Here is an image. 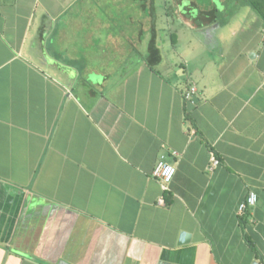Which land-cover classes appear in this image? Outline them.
<instances>
[{
	"label": "crops",
	"instance_id": "1",
	"mask_svg": "<svg viewBox=\"0 0 264 264\" xmlns=\"http://www.w3.org/2000/svg\"><path fill=\"white\" fill-rule=\"evenodd\" d=\"M165 1L0 0V264H264V20Z\"/></svg>",
	"mask_w": 264,
	"mask_h": 264
},
{
	"label": "built area",
	"instance_id": "2",
	"mask_svg": "<svg viewBox=\"0 0 264 264\" xmlns=\"http://www.w3.org/2000/svg\"><path fill=\"white\" fill-rule=\"evenodd\" d=\"M196 86L190 85L185 91H184V99L187 101H191L194 94L196 93ZM220 164V160L216 157L214 152L210 153V163L208 166V170L212 171L215 167H217ZM176 172V168L168 163L166 161L165 155H161L153 170H152V177L157 179L161 185V188L163 190L168 189L169 183L172 181L174 175ZM257 200V195L253 190H250L248 194L246 195L245 199L240 203L238 207V211L240 214H242L246 208L254 206ZM159 202L163 203L162 199L159 200Z\"/></svg>",
	"mask_w": 264,
	"mask_h": 264
},
{
	"label": "rangeland",
	"instance_id": "3",
	"mask_svg": "<svg viewBox=\"0 0 264 264\" xmlns=\"http://www.w3.org/2000/svg\"><path fill=\"white\" fill-rule=\"evenodd\" d=\"M131 1H133V0H131ZM135 1H138V0H134V2ZM163 0H157V2H158V7L160 8L161 7V2H162ZM171 1H173V0H171ZM209 0H196V2H197V7H195V10L194 11H197V8H198V6L200 7V6H203V5H206V3L208 2ZM214 2H217V0H213ZM166 2V8H165V16L164 17H162L161 16V10L159 9V25L160 26H162V24H163V22L165 23L164 24V28L165 29H167L166 31H164L163 29H162V27H160V31H159V36H160V39H159V42H161V40L162 39H165V41H166V43H167V41H168V39H169V34L170 33H176V30H177V28H180L179 27V19H180V17L179 16H177V15H175L174 13L172 14V15H170L169 14V12L171 13L172 11L170 10L172 7H174V5H173V2H170L169 0H168V2H167V0L165 1ZM183 2V5H185V4H187L188 6H190V1H188V0H183L182 1ZM167 3H170V4H167ZM172 6V7H171ZM136 10L137 9H130V10H127V11H125L127 14H131V13H133V15H136L135 14V12H136ZM165 49H166V47H165Z\"/></svg>",
	"mask_w": 264,
	"mask_h": 264
},
{
	"label": "trees",
	"instance_id": "4",
	"mask_svg": "<svg viewBox=\"0 0 264 264\" xmlns=\"http://www.w3.org/2000/svg\"><path fill=\"white\" fill-rule=\"evenodd\" d=\"M151 1L154 2L155 0H151ZM248 2L254 8V10H256V12L260 15V17L264 20V8H263L264 7V0H248ZM152 17H154L153 30H152V35L150 37L149 44H148L150 63L151 62L153 63L159 59V50H158V47L156 45L157 31L155 29L154 12H153ZM197 17L203 19V21L205 23L206 22H212L217 17V13H216L215 9H212V10H208V11H202Z\"/></svg>",
	"mask_w": 264,
	"mask_h": 264
},
{
	"label": "water",
	"instance_id": "5",
	"mask_svg": "<svg viewBox=\"0 0 264 264\" xmlns=\"http://www.w3.org/2000/svg\"><path fill=\"white\" fill-rule=\"evenodd\" d=\"M189 238V235L186 233L181 234L180 243L187 242ZM59 264H68L65 261H60Z\"/></svg>",
	"mask_w": 264,
	"mask_h": 264
}]
</instances>
